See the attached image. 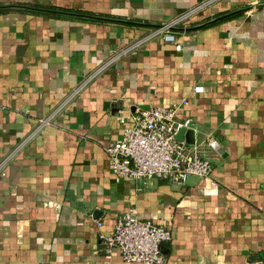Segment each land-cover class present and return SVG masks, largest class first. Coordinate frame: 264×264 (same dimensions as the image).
<instances>
[{
    "label": "crops",
    "instance_id": "0c3cea01",
    "mask_svg": "<svg viewBox=\"0 0 264 264\" xmlns=\"http://www.w3.org/2000/svg\"><path fill=\"white\" fill-rule=\"evenodd\" d=\"M158 106L210 181L114 177L120 118ZM132 208L166 264L264 263V0H0V264H138L98 239Z\"/></svg>",
    "mask_w": 264,
    "mask_h": 264
},
{
    "label": "built area",
    "instance_id": "2783aa9c",
    "mask_svg": "<svg viewBox=\"0 0 264 264\" xmlns=\"http://www.w3.org/2000/svg\"><path fill=\"white\" fill-rule=\"evenodd\" d=\"M199 12L200 8L196 7L175 24L187 21ZM173 25H164L159 29L160 33ZM163 39L175 41L174 35L169 33L163 35ZM175 48L180 50L181 47L176 45ZM176 109L134 107L129 117L120 118L123 125L121 138L104 148L115 178L129 182L159 179L177 186L184 185L190 176L207 182L211 180L212 163L198 153L203 145L186 146L175 139L177 130L190 123L189 120L179 123ZM98 239L105 253L116 250L126 263L166 264L161 245L171 240V233L151 220H140L132 208L117 218L109 235L100 233Z\"/></svg>",
    "mask_w": 264,
    "mask_h": 264
},
{
    "label": "water",
    "instance_id": "95a60500",
    "mask_svg": "<svg viewBox=\"0 0 264 264\" xmlns=\"http://www.w3.org/2000/svg\"><path fill=\"white\" fill-rule=\"evenodd\" d=\"M259 6H260V5H256L255 8H258ZM240 12H241V11H236V12H233V13H229V14H227V15H225V16H222V17H220V18H218V19H215V20H213V21H211V22H215V21L220 20V19H224V18L231 17V16H233V15H235V14H238V13H240ZM196 28H197V27H196ZM193 29H195V28L187 29V30H193ZM175 139H176V141L179 142V143H183V142L185 141L186 144H188V145H193V144H194V132H193V130H191V129H187V128H179V129L177 130L176 135H175ZM212 148H214V149H216L218 152H220V149L218 148L217 143L212 144Z\"/></svg>",
    "mask_w": 264,
    "mask_h": 264
}]
</instances>
